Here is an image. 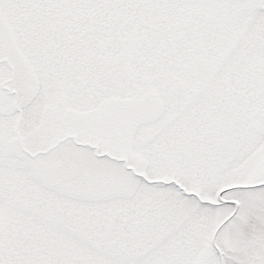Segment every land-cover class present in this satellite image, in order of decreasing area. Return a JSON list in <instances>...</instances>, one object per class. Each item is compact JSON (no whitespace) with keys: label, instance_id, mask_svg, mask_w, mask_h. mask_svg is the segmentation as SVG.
<instances>
[{"label":"snow or ice","instance_id":"1","mask_svg":"<svg viewBox=\"0 0 264 264\" xmlns=\"http://www.w3.org/2000/svg\"><path fill=\"white\" fill-rule=\"evenodd\" d=\"M0 264H264V0H0Z\"/></svg>","mask_w":264,"mask_h":264}]
</instances>
